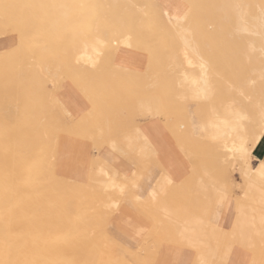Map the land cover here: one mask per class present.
I'll list each match as a JSON object with an SVG mask.
<instances>
[{"label":"bare ground","instance_id":"1","mask_svg":"<svg viewBox=\"0 0 264 264\" xmlns=\"http://www.w3.org/2000/svg\"><path fill=\"white\" fill-rule=\"evenodd\" d=\"M0 29L18 37L16 44L10 36L6 49L20 53L0 57L11 70L7 82H0V99L21 102L13 124L0 120V150L17 147L8 164L0 153V174L11 175V162H21L29 178L23 188L2 180L0 206L8 207L9 238L0 243V264H155L162 244L187 248L190 264H249L248 252L264 264V162L252 163L264 135V0H0ZM53 35L61 38L58 45ZM34 44L40 47L32 50ZM125 49L144 54L141 72L114 64ZM49 51L65 61L62 79L87 98L91 118L88 111L71 124L57 112L61 83L44 67ZM32 56L37 60L29 66ZM153 95L174 139V154L188 160L183 165L188 178L176 184L170 203L158 207L159 231L170 238L150 234L127 254L105 232L112 216L107 208H117L114 198L82 186L78 175L66 181L55 176L57 142L68 133L102 134L106 143L111 122L135 115L139 96L147 114ZM205 130L207 140L200 141ZM142 139L148 143L145 135ZM191 155L198 158L194 166ZM238 158L243 166H235ZM94 161L97 167L100 159ZM234 172L235 185L228 179ZM227 186L238 193L230 204L233 220L222 228L217 222ZM191 194L200 197V212L189 211Z\"/></svg>","mask_w":264,"mask_h":264},{"label":"crops","instance_id":"2","mask_svg":"<svg viewBox=\"0 0 264 264\" xmlns=\"http://www.w3.org/2000/svg\"><path fill=\"white\" fill-rule=\"evenodd\" d=\"M5 38L11 37L0 38V51L8 48L6 44H2V40ZM113 60L117 66L131 71L141 72L144 69V54L139 51L120 50ZM44 61V67L50 71L53 80L61 83V87L59 86L57 93L55 92L59 107L57 112L61 116L72 120L71 124L77 123L81 119L80 116L88 114V111V117L91 118L92 109L87 98L80 93L72 81L62 79L66 63L61 56L58 54L50 55ZM2 99H0V120L11 125L19 115L20 108L10 103L8 96H2ZM144 99L141 96L136 98L134 102L135 115L127 118L119 126V129L123 131L122 133H133L134 131L133 134L137 137L134 144L131 142L133 140L131 136H123L119 140L113 138L105 143V136L102 134L80 137L61 133L57 142V156L53 169L55 176L62 180H74L77 177L84 178L81 183L82 186H92L98 193L108 194L114 198L111 201L114 202L117 208L112 205L107 208V211L111 212L112 215L109 220V229L115 238H119L122 244H126L132 250L139 246L144 238H147L150 234H154L155 238H160L159 236L162 235H164V238H170L159 231L160 225L157 223L158 207L170 203L171 194L178 187L176 184H180V181H185L188 178V173L174 176L172 172H175L176 160L174 139L168 128L162 126L161 118L153 117L156 111L152 106H149V103L146 106L147 115L145 116L142 111ZM151 102H154L157 105L156 109L159 108L160 111L159 99ZM149 115H152V117H147ZM199 126V129H202L201 125ZM140 134L146 136L147 144L145 140L139 137ZM153 147L156 148L155 151L152 149ZM150 150L153 151L152 154L149 153ZM166 155L168 156L166 157ZM169 156H171L170 159ZM96 157L100 159L97 162V167L94 161ZM179 159L178 162L183 165L188 162L186 159ZM170 161L171 172L169 170ZM256 161L264 162V135L252 152L254 166L257 165ZM141 170L142 172H140ZM144 174L147 176H144ZM238 177L236 174L232 176L234 185L238 182ZM177 179H180V181L175 183L174 180ZM236 193L238 191L234 187L226 190L225 201L219 208L220 214L217 222L222 228H228L233 220V211H231L233 210V204H230L231 201L233 203ZM168 195L169 198H167ZM164 197L165 199H163ZM203 235L205 236L200 237L210 238L207 233ZM190 258H192V254L187 248L179 249L175 246L162 244L158 249L155 264H190Z\"/></svg>","mask_w":264,"mask_h":264},{"label":"rangeland","instance_id":"3","mask_svg":"<svg viewBox=\"0 0 264 264\" xmlns=\"http://www.w3.org/2000/svg\"><path fill=\"white\" fill-rule=\"evenodd\" d=\"M4 2H7V3H12V2H15V1H19V0H3ZM243 3H244V1H243ZM242 6H244V5H242ZM246 6V5H245ZM256 11H259V10H255V14L257 13ZM251 13V12H250ZM252 14L254 15H252L253 17H256V15L252 12ZM258 14V13H257ZM259 14H260V12H259ZM259 14L257 15V18L256 19H258L259 20ZM260 19H261V17H260ZM260 22H261V24H262V20H259ZM7 31V29H0V38H3V37H7L8 35L5 33ZM263 32V31H262ZM3 34V35H2ZM1 35H2V37H1ZM10 36H12V37H15V35L14 34H12V35H9V37ZM54 36H56V35H53L52 37H50V40H51V38H52V41H54V42H52V44L54 43V44H56V45H58V39L61 41V38L59 37H55L54 38ZM10 38H8V39H4V41L2 40V44H7L6 46H8V40H9ZM15 40H14V42H16V44H19V39H18V37L16 36L15 38H14ZM56 39V40H55ZM6 40V41H5ZM7 42V43H6ZM57 42V43H56ZM45 45V44H44ZM33 46V45H32ZM35 46V47H34ZM34 48L32 49V50H35V49H37L38 47H40L39 45H36V44H34ZM8 48H9V46H8ZM10 51V52H9ZM2 52V53H1ZM4 53V54H3ZM8 53V54H7ZM17 54V55H20V53L18 54L16 51L14 52V51H12V50H10V49H8V51H7V49H3V50H1L0 51V55L2 54V56H0V57H3V56H7V55H10V54ZM35 53V52H34ZM55 54H59V53H55V52H52V51H49V55H46V56H50V55H55ZM29 56V55H28ZM257 56H260V55H257ZM30 62L29 63H31V64H29V66H32L33 64H34V62H36V60L37 59H35V57H34V59H33V56L32 57H30ZM33 59V60H32ZM1 63V62H0ZM4 63V62H3ZM3 63H1V65H0V82L2 81V82H7V80H8V77H9V73H10V75H11V70H9L8 71V69H6V67H8V66H6V65H4ZM21 65L23 64L24 66H21L22 67V71H24V72H22L23 73V75H25L26 77H28V76H30L29 75V72L27 71V69H26V67H25V64L24 63H20ZM4 66V67H3ZM23 68H24V70H23ZM237 70H238V68H237ZM255 70H256V75L258 76V70L256 69V67H255ZM252 73H253V71H252ZM254 73V74H255ZM253 75V74H252ZM3 76V77H2ZM256 77V76H255ZM262 79H260V82H264V76H262L261 77ZM2 79V80H1ZM249 79V77L248 78H246L244 81H243V83H247L246 81ZM251 79V78H250ZM249 79V80H250ZM251 85H255V83H250ZM247 85V84H246ZM48 87H50V84L48 83ZM14 90V89H13ZM10 93H13V91L11 92L10 91ZM240 94H241V98L242 97H244V101H245V98L247 97H245V95L246 94H244V93H241L240 92ZM238 95V94H237ZM257 95V94H256ZM255 95V96H256ZM156 96L155 95H153V96H149V99H151L152 101H156L157 100V98H155ZM247 99H249V97L248 98H246V101L248 102H251L250 101V99L249 100H247ZM3 100V99H2ZM9 102L10 103H12V104H15V105H17V106H19L18 108H20V106H21V102H20V99L19 98H17V99H13V97L11 96V97H9ZM152 104H153V109H155V111H156V113H155V115L153 116L154 118H158V117H160L161 119H160V121L162 122V115H161V112L159 111V109H156V107H155V104H154V102H151ZM158 112V113H157ZM147 114H145V116H146ZM147 117H152V115H149V116H147ZM17 119V118H16ZM16 119L14 120V122L16 121ZM13 122V123H14ZM111 128H112V136H111V138L109 139V140H111V139H113V138H116V139H118L119 140V138H122L123 136L125 137V136H127V137H132L133 138V140H131V142H133V144L136 142L135 140L137 139V137H135V135L133 134L134 133V131H133V133H131V132H126V133H122L123 131H122V129H119V126L120 125H122L123 124V122L122 121H113V122H111ZM162 126H163V123H162ZM196 128L197 129H199L200 128V126H199V124L196 126ZM119 130V131H118ZM121 131V132H120ZM139 137H141V139H142V135L140 134V136ZM138 137V138H139ZM201 138L202 139H199L200 141H202V140H207V132H206V130L204 131V133L201 135ZM108 141V140H107ZM123 144H125V142H123ZM151 146V145H150ZM15 149H17V147L16 146H10L9 147V150H11L10 152H8L7 151V153H4L2 150H0V153L2 154V156H3V160H5L6 158V162L5 163H7L8 164V161L10 160L9 158H10V156H14L15 154H14V151H15ZM18 149H20V147L18 146ZM152 149H154V147L152 148ZM164 149V148H163ZM13 161H14V159H12ZM178 157H176V160H175V172L174 171H172L173 173H174V176H181V175H183V174H185L186 172H185V170L183 169L184 168V166H183V164H181V163H179L178 162ZM195 160H198V158H197V155H191V161H192V163H193V166H194V164H195ZM11 164H13L14 166H15V168L13 169V170H11V175H9L8 174V176L7 175H1L0 174V191H3V185H2V183H4L2 180L4 179V180H6L7 181V183L9 182V183H14V185H16L17 187H19V188H23V184L27 181V180H29V178H27V176H26V168H25V166L23 165V163H21V162H19V163H14V162H11ZM235 166L236 167H238V166H243V163H242V158H238L237 159V162H236V164H235ZM171 170H172V168H170ZM1 173V172H0ZM237 175L238 176V174H237V172H234V174L233 175ZM4 176V177H3ZM200 177V176H199ZM231 177L232 176H230V175H228V179H229V181H231ZM223 178H225L224 176H223ZM223 178H221L220 177V180L221 181H225V179H223ZM261 179L263 180L264 179V177H261ZM175 181V183H177L178 181H180V179H177V180H174ZM233 181V180H232ZM238 182H239V177H238ZM230 187L229 186H227V188H226V190H228ZM234 189H236V188H234ZM256 195H257V193H255ZM33 198L35 197V196H37L36 194H32L31 195ZM190 197V196H189ZM191 199H190V206L188 207L189 208V211L190 212H193V213H196V212H200L202 209H203V207H202V204L201 203H199L198 204V202L200 201V197L198 198V196H195V195H193V194H191V197H190ZM198 199H199V201H198ZM197 200V201H196ZM205 207H207V206H204V208ZM7 206H0V221H1V226H0V228H1V230H0V243H5L4 241H5V239H7V238H9V229H8V227H7V225H5V221H7L6 220V216H7ZM74 208V207H73ZM73 208H72V211H73ZM211 209H213L212 207H211ZM196 212H195V211ZM4 215H6V216H4ZM2 218V219H1ZM10 218V217H9ZM4 219V220H3ZM3 221V222H2ZM5 225V226H4ZM15 227V231L16 232H21V226L19 225V224H17V225H15L14 226ZM105 232H106V234L111 238V239H114L116 242H118L119 244H121L124 248H126L127 250V254H131L132 252L134 253V252H136L137 250H136V248L137 247H139V246H137L135 249H131L129 246H127L126 244H122L121 243V241H120V239L119 238H115V236L111 233V231H110V229H109V227H107L106 229H105ZM4 233V234H3ZM7 233H8V235H7ZM3 234V235H2ZM2 239V240H1ZM3 239H4V241H3ZM205 239V240H204ZM153 240H154V238H153ZM202 241L204 242V243H206V238H202ZM138 249V248H137ZM246 256H247V262L249 263V264H257V258L254 256V255H252L251 253H247L246 254ZM253 256V257H252ZM256 258V259H255Z\"/></svg>","mask_w":264,"mask_h":264},{"label":"snow or ice","instance_id":"4","mask_svg":"<svg viewBox=\"0 0 264 264\" xmlns=\"http://www.w3.org/2000/svg\"><path fill=\"white\" fill-rule=\"evenodd\" d=\"M261 168L264 169V164L261 165Z\"/></svg>","mask_w":264,"mask_h":264}]
</instances>
